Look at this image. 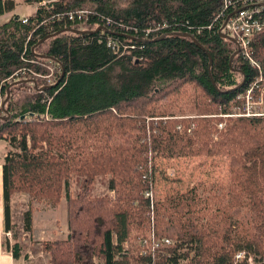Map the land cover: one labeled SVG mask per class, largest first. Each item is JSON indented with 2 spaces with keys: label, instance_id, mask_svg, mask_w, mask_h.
<instances>
[{
  "label": "trees",
  "instance_id": "1",
  "mask_svg": "<svg viewBox=\"0 0 264 264\" xmlns=\"http://www.w3.org/2000/svg\"><path fill=\"white\" fill-rule=\"evenodd\" d=\"M43 1L47 4L37 5L29 16L13 14L0 23V96L2 101L8 96L0 107V139L15 148L2 161L4 231L13 228L10 201L15 191L53 206L64 194L68 234L44 243L49 264H181L185 259L188 264H246L251 253L264 255V114L230 119L213 142V120L176 119L170 113L178 103L186 104L189 97L181 89L189 83L203 93V101L190 102L196 115L218 107L224 114L231 106L243 108L237 97L259 76L264 88V30L250 43L261 72L239 53L230 63L237 46L219 32L222 22L240 11L241 0ZM14 8V0H0V16ZM65 27H104L111 33L68 31L32 49ZM178 33H189L205 50ZM36 53L47 57L45 64L57 66L53 83H59L48 88L52 85L34 78L36 86L30 81L13 84L33 79L29 74L5 80L22 67L45 73ZM28 89L31 94L20 102L18 93ZM210 155H225L234 187L230 203L217 208L220 222L204 221L209 209L200 208L207 199L198 187L162 200L145 198L153 191L155 158ZM98 176L108 177L114 197L90 196ZM73 177L84 184L75 196L69 193ZM23 228L32 229L30 209L23 213ZM152 230L174 244L154 259L141 250L137 256L124 251L132 234L147 237ZM2 247L14 259L21 257L16 239L3 238ZM238 252L243 261H235Z\"/></svg>",
  "mask_w": 264,
  "mask_h": 264
},
{
  "label": "rangeland",
  "instance_id": "2",
  "mask_svg": "<svg viewBox=\"0 0 264 264\" xmlns=\"http://www.w3.org/2000/svg\"><path fill=\"white\" fill-rule=\"evenodd\" d=\"M17 1H22V4L15 8V12L17 14L22 15L32 13L35 7L34 4L24 3L23 0ZM42 59L41 66L43 67L44 71H46L45 74H51L52 81L56 73L59 72L58 68L53 64H45ZM38 79L44 81V83L47 85V80L45 78L39 77ZM181 91L186 93L189 98L186 99V104L182 102L178 103L176 108L170 110V113L176 115V119H190L194 116L199 118H210V120H213V122H210V124L214 127V129L211 128L210 137L213 142H217L219 140V135H221V131H223L225 127L224 125L222 128L217 127V124L219 123L217 121L218 118H222L221 122H224L225 125H227L228 122L231 121L230 119L236 118L237 116L233 115L232 117L224 118V116L221 115L223 113H221L219 107L218 110L214 109V112L211 114L196 115L198 112L196 109L191 107L190 102H192L194 99L197 101H203V93H201L199 89H197L195 85L191 83L185 85ZM28 94H31L29 89L24 92H19L17 98L21 102V100H23ZM259 95L260 94H258V101ZM263 96L264 92L262 94V98L264 99ZM1 107L3 106L1 105ZM233 107L234 106L230 107L231 110L229 113L235 109ZM254 108L257 112H259V110L264 111V103L259 102V104H256ZM150 119L151 117L147 118L146 122L148 123ZM157 119L158 118L155 120ZM2 144H4L3 139H0V150L5 151V148H3ZM5 146L6 153L9 150H15V148L11 147L9 143L8 145L5 144ZM151 155L152 154H149L150 157ZM227 162L228 161L225 155H210L201 158L180 157L178 159L155 158L153 160V163L156 164L155 171L153 173V177H155L153 180V191L145 193L144 196L145 198L151 196V199L157 198L162 200L166 197V195L187 192L190 191L193 186L198 187L200 192L203 194V200L204 198L207 199L206 201H201L199 206L200 208L207 207L209 209L204 211L207 217L204 219V221L208 222L210 217L209 220L220 222L223 216L221 215V212H216L217 208L221 207V203H225L227 205L230 203L229 191L232 190L230 187H233L228 180L230 175L228 173ZM150 167L151 165H148L149 170ZM107 180V176H98L96 181H94L92 186L89 188L90 196L114 197V192H109L107 189ZM82 184V180L78 178L73 177L71 179L69 187V193L72 194L71 196L78 195V193L83 188L84 184ZM147 194L149 195L147 196ZM10 206L13 228L11 231H4L3 238H8L9 241L16 239L20 242L21 257L19 259L23 264H49V255L44 250V243L48 241L54 242L62 239L64 240L68 234L66 226L68 208L64 194H62L59 203L53 206L45 199H34L25 192L15 191L11 196ZM28 209H30L32 213V229L29 232L23 228V213ZM249 226L250 225L244 224V229L248 230ZM141 233L142 232L132 234L129 239H127V242L123 244V247H125L124 251L129 250L132 253V256L139 255V251L141 250V247H139V240L146 234ZM114 239L116 241L115 235ZM172 242L174 244V241ZM243 258V253L238 252L235 261H243ZM96 262L97 264H101V262L98 260H96ZM245 263L264 264V255L259 253H251V255H249V257L245 260ZM181 264H188V262L185 259L182 260Z\"/></svg>",
  "mask_w": 264,
  "mask_h": 264
},
{
  "label": "built area",
  "instance_id": "3",
  "mask_svg": "<svg viewBox=\"0 0 264 264\" xmlns=\"http://www.w3.org/2000/svg\"><path fill=\"white\" fill-rule=\"evenodd\" d=\"M40 4L45 5L47 4L46 1H41ZM256 4V5H255ZM242 8L240 11L236 10V12L228 16L226 20L222 22V25L219 27V32L221 34H225L227 36L234 37L235 42L237 44V48L239 49V54L242 58L247 59L249 64H251L252 67L259 70L261 72L260 64L255 63V61L251 57V48L250 43L252 38L255 37L257 32H260L261 30H264V16L262 15L264 12V0H241ZM255 5V7H254ZM253 6V7H251ZM227 8V6H226ZM79 11V12H78ZM77 13L85 16L86 13L83 10H78ZM262 13V14H261ZM260 14V15H259ZM63 16L56 17V21L59 19H62ZM74 16L70 14L69 18L72 19ZM224 17V14L222 12V17ZM25 18V17H23ZM23 21H26L25 19ZM111 44V43H109ZM114 47V46H113ZM40 60L42 58L37 57ZM23 60L27 61V59L23 58ZM31 63L37 62L36 60H28ZM40 63V62H38ZM26 74L32 75L34 78H45L47 80V85H52L53 80L51 81V74H45L41 72H37L32 68H26L22 67L17 70H15L7 79V81H10V79L14 78H20L21 76H24ZM256 81H254L251 85H249L244 94L239 95L237 98L242 99L244 101L243 108H238L234 106L233 111L229 113L231 110L229 108L228 112L225 114H221L224 116V118L232 117L233 115L237 117H246V116H259L260 114H264V111L257 112L254 108L256 104L264 103V99L262 98L263 90L264 88L260 86L259 82L262 79L261 76H259ZM35 80V79H34ZM259 91V92H258ZM258 92L259 95V101L258 97L257 99L254 97V93ZM2 105L1 102V96H0V107ZM237 111V112H236ZM223 125L225 126L224 122H219L217 124V127L222 128ZM193 125L188 130V133H190ZM178 129H181L180 126L177 127ZM149 194H147L148 196ZM151 198V196H148ZM114 238V237H113ZM115 240V239H113ZM173 244L171 239H159L155 235V232L152 230L150 234L147 235V237H141L139 240V247H141V254L146 256H151L152 259L155 258V255L157 252L161 251L162 249L168 247V245Z\"/></svg>",
  "mask_w": 264,
  "mask_h": 264
},
{
  "label": "crops",
  "instance_id": "4",
  "mask_svg": "<svg viewBox=\"0 0 264 264\" xmlns=\"http://www.w3.org/2000/svg\"><path fill=\"white\" fill-rule=\"evenodd\" d=\"M14 2H15V8L18 5L22 4V1L14 0ZM23 2L27 3V4H34L35 5V7L32 11V13H33L35 11L37 5H39L41 1L36 2L34 0H23ZM15 8L12 11L0 16V23L7 21L9 19V17L13 14H16L18 16H29L30 15V13L22 14V15L17 14L15 12ZM3 142H4V144H2V146H3V148H5V151L0 150V264H23L19 258L14 259L11 255V253L4 251V249L2 247V241H3V237H4L3 236V233H4V208H3V188H2V161H3V158L6 154L5 144L8 145V142H6L5 140H3Z\"/></svg>",
  "mask_w": 264,
  "mask_h": 264
},
{
  "label": "water",
  "instance_id": "5",
  "mask_svg": "<svg viewBox=\"0 0 264 264\" xmlns=\"http://www.w3.org/2000/svg\"><path fill=\"white\" fill-rule=\"evenodd\" d=\"M100 30H103L104 32L106 31V32H108V33H111V32L108 30V28H104V27H98V28H95L94 30H91V31H84V30H80V29L75 30V29H69V28L65 27L63 30H60V31H58V32L55 31V32H53V33H50V35L47 36V37H45L44 39L42 38L41 40H39V42H38V43H37L32 49H35V47H36L37 45L41 44L43 41L45 42L46 40L50 39L51 37H54L55 35L58 36V35H60V34H63L64 32H68V31H69L70 33H73V34H76V35H78V34H84V35H86V34H91V33H93V32H97V31L99 32ZM178 34H180V33H178ZM180 36H183V37H185V38L190 37L191 39H193L194 43L197 45L198 48H200L201 50H202V49L205 50L204 47L201 46V45L196 41V39H194L193 36H191L189 33H188V34H180ZM221 37L225 38V39L228 40V41L230 40L231 42H234L235 45L237 46L234 37L227 36V35H225V34H221ZM239 52H240V51H239L238 48L236 49L235 52H233V54L231 55V58H230V63H232V59L234 58L235 55L237 56ZM207 55H208V59H209V66L211 67V58H210L208 52H207ZM36 56H37V57H40V58H45V59H47V57H46L44 54H42V53H36ZM210 67H209V69H210ZM64 72H65V71L62 70L61 75H60V79L63 77ZM21 81H23V82H28V81H30L34 86H36V81H35L34 79L15 80V81L13 82V84L19 83V82H21ZM211 81H212V84H213L214 87H215L214 80L212 79ZM57 83H59V80H57L55 83L52 84V86H50V87H48V88H52V87L55 86ZM241 85H242V83H240V85H239L238 87H240ZM7 99H8V96L4 99V101H3V103H2V106L5 105ZM6 117H9V115L7 114Z\"/></svg>",
  "mask_w": 264,
  "mask_h": 264
}]
</instances>
